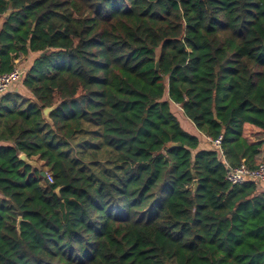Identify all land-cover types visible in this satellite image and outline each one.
Segmentation results:
<instances>
[{
  "label": "trees",
  "instance_id": "16d2710c",
  "mask_svg": "<svg viewBox=\"0 0 264 264\" xmlns=\"http://www.w3.org/2000/svg\"><path fill=\"white\" fill-rule=\"evenodd\" d=\"M0 17V75L37 56L26 95L0 96V264H264V187L229 186L171 112L229 167L264 162V0H0Z\"/></svg>",
  "mask_w": 264,
  "mask_h": 264
},
{
  "label": "built area",
  "instance_id": "2783aa9c",
  "mask_svg": "<svg viewBox=\"0 0 264 264\" xmlns=\"http://www.w3.org/2000/svg\"><path fill=\"white\" fill-rule=\"evenodd\" d=\"M24 73L25 72H22L19 67H15L11 72L0 75V96L4 95L12 84L21 83ZM203 137L207 143H209L213 149L217 151L218 155L223 160V164L226 168L224 180L229 186H241L244 183L250 181L253 182L260 190L264 187V162H261L255 169H249L243 163H241V165L238 167L231 168L223 159V151L221 147L222 138L219 137L215 140H212L208 137ZM45 176L46 181L51 184V176L49 174H46Z\"/></svg>",
  "mask_w": 264,
  "mask_h": 264
},
{
  "label": "rangeland",
  "instance_id": "374dc122",
  "mask_svg": "<svg viewBox=\"0 0 264 264\" xmlns=\"http://www.w3.org/2000/svg\"><path fill=\"white\" fill-rule=\"evenodd\" d=\"M2 21V17H0V23ZM36 55H30L28 57H20V59L17 61L16 66L19 67L21 70L28 71L29 66L32 64L33 60L36 58ZM171 112L172 114L176 117V119L179 121L180 126L182 129L185 131L189 132L190 129L186 125L187 123L191 127V130L194 128L192 124L184 117L182 110L179 106L172 105L171 106ZM191 133V131H190ZM31 162V167L37 169V171H46L45 168H43L42 164L35 161V160H30ZM46 175V173H45ZM46 177V176H45Z\"/></svg>",
  "mask_w": 264,
  "mask_h": 264
},
{
  "label": "water",
  "instance_id": "95a60500",
  "mask_svg": "<svg viewBox=\"0 0 264 264\" xmlns=\"http://www.w3.org/2000/svg\"><path fill=\"white\" fill-rule=\"evenodd\" d=\"M8 15H9V12H7V13L4 15V18H7ZM158 69H159V67H158V64L156 63L155 70L158 71ZM56 108H57V106H54V107H51V108H46V109H44V110L42 111L43 117H44L45 119H47L48 116H49V114H50L52 111H54ZM173 146H174V145H173ZM19 160L22 161V162H24V163H26L27 165H30V166H31V162H30V160H28V159L26 158L25 155H20V156H19ZM41 177H42V178L45 177V173H44V172L41 173ZM59 191H60L59 188H57V189L55 190V192H56L57 194L59 193ZM20 221H21V220L18 219V224H19ZM17 227H18V226H17Z\"/></svg>",
  "mask_w": 264,
  "mask_h": 264
},
{
  "label": "crops",
  "instance_id": "0c3cea01",
  "mask_svg": "<svg viewBox=\"0 0 264 264\" xmlns=\"http://www.w3.org/2000/svg\"><path fill=\"white\" fill-rule=\"evenodd\" d=\"M21 71L22 72H25V70H21ZM13 92L26 95V91L23 89L21 83L12 84L6 93H13ZM186 125L189 127L188 129H190V131H191V133L189 131L190 134H193V135L198 134L199 136H201V138H203L205 140V138L203 137V135H201L200 133H198L194 128L191 130V127L189 126L188 123ZM205 142L207 143L206 140H205Z\"/></svg>",
  "mask_w": 264,
  "mask_h": 264
}]
</instances>
